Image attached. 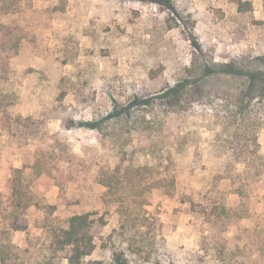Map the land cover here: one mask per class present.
Returning a JSON list of instances; mask_svg holds the SVG:
<instances>
[{"label":"rangeland","instance_id":"rangeland-1","mask_svg":"<svg viewBox=\"0 0 264 264\" xmlns=\"http://www.w3.org/2000/svg\"><path fill=\"white\" fill-rule=\"evenodd\" d=\"M113 112L139 120L143 140L153 123L156 138L177 146L175 190L142 207L145 227L122 232L102 185L86 179L60 190L38 180L32 192L56 207L54 222L92 212L107 218L82 263L223 264L212 251L204 254L205 225L189 204L225 165L210 144L245 134L264 157V0H0V192H10L14 171L32 149L8 135L9 117L43 121L87 165L105 167L119 161L123 139L100 144L101 134L111 132L102 120ZM41 215L32 205L27 210L31 223ZM262 227L244 221L235 233L255 260L244 256L247 249L231 259L262 264ZM23 240L21 234L14 242ZM56 260L35 256L20 264Z\"/></svg>","mask_w":264,"mask_h":264},{"label":"trees","instance_id":"trees-1","mask_svg":"<svg viewBox=\"0 0 264 264\" xmlns=\"http://www.w3.org/2000/svg\"><path fill=\"white\" fill-rule=\"evenodd\" d=\"M179 90L172 88L169 93ZM239 99L243 101L242 97ZM147 102L145 100L143 104ZM235 107L239 109V106ZM124 112L127 114L126 110ZM124 112L122 117L113 112L102 120L111 132L101 134L100 144H105V138L110 137L107 142L112 145L117 137H123L117 146L119 161L105 167L99 162L87 165L83 158L72 152L66 138L49 134L43 121L30 116L8 118V135L23 140L24 145L32 149L23 156L22 167L14 171L10 192H0V264H20L35 256L49 261L57 259V264L62 261L83 264V258L94 251V239L107 224V218L99 212L72 215L54 222L51 216L56 207L32 192V186L38 180H45L46 186L60 190L69 184L79 185L86 179L102 185L106 189L103 202L106 206H113L120 215L122 232L145 227L147 219L140 216L142 207L155 197L172 195L176 168L180 164L172 151L177 146L167 139L156 138L154 132L157 129L153 123H147V136L143 140L141 130L137 129L139 124L134 122L139 120L132 123L125 120ZM140 121L141 126L143 120ZM233 122H236L235 116ZM127 123L131 127L124 131L123 125ZM116 125L122 126L120 132H116L119 128ZM88 126L101 129L96 123ZM70 127L67 125L66 129ZM132 130H135L134 135H131ZM140 143L146 144V148L140 149ZM209 147L214 149V157L225 160V165L220 173L211 176L210 183L205 184L189 204V210L199 214L205 225L202 250L204 254L212 251L223 264L247 263L254 258L248 251V244L245 246V243L236 241L235 233L244 221L257 225L262 222L257 250L260 263L264 264V212L259 210L264 209V157L259 145L254 137L247 139L242 134L219 139ZM141 182L146 184L141 185ZM31 205L42 213L32 223L27 217ZM132 221L136 222L135 226L130 225ZM31 230L36 235H31ZM21 234L24 235L23 245L14 242ZM246 249L244 256L248 261L244 257L231 259Z\"/></svg>","mask_w":264,"mask_h":264},{"label":"crops","instance_id":"crops-1","mask_svg":"<svg viewBox=\"0 0 264 264\" xmlns=\"http://www.w3.org/2000/svg\"><path fill=\"white\" fill-rule=\"evenodd\" d=\"M53 192V191H52ZM55 192V191H54ZM47 196V195H46Z\"/></svg>","mask_w":264,"mask_h":264}]
</instances>
